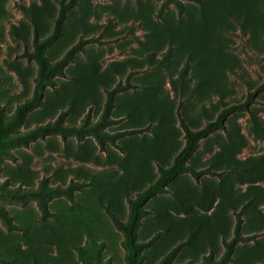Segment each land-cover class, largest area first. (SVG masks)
<instances>
[{
  "label": "rangeland",
  "instance_id": "1",
  "mask_svg": "<svg viewBox=\"0 0 264 264\" xmlns=\"http://www.w3.org/2000/svg\"><path fill=\"white\" fill-rule=\"evenodd\" d=\"M68 1L0 0V264H127L118 225L184 147L180 120L228 107L186 161L211 174L178 173L142 204L137 264H264V0H77L42 51L62 75L15 122L39 74L24 54ZM53 189L42 220L33 194Z\"/></svg>",
  "mask_w": 264,
  "mask_h": 264
},
{
  "label": "trees",
  "instance_id": "2",
  "mask_svg": "<svg viewBox=\"0 0 264 264\" xmlns=\"http://www.w3.org/2000/svg\"><path fill=\"white\" fill-rule=\"evenodd\" d=\"M77 0H69L67 3H61L60 8L58 11L57 18L55 20V25L53 28V32L48 37L44 38L41 41H38L37 38L34 39V50L32 53H25L24 56L27 59H33L39 68L38 80L35 86L32 98L26 101L22 106L17 109L15 122L19 121L27 112L32 110L35 106H37L42 98L43 89L46 86L54 87L55 83L51 79L54 74L62 75L61 72L58 70V66L55 65L53 67H49L48 64L42 57V51L54 43L57 38L61 34V27L64 23L65 16L67 12L76 5ZM195 2H199V0H193ZM179 4V13H181V8ZM84 42L80 41L77 45L72 47L68 52L73 53L77 50H81ZM63 63V62H61ZM135 86L130 82L129 76L125 80V82L117 83L112 89L106 91V102L104 105L103 117L108 116L114 106V99L118 93H122L126 90L133 89ZM252 99V95L248 96V101ZM234 107H228L220 112L217 118L213 121L207 122L202 128L192 130L187 127L183 120H180V126L184 132L185 143L182 150L176 155L172 166L166 170L160 168V176L158 180L151 186H149L145 191L138 194L137 197L133 200H129L130 210L127 221L125 224H119L123 237H124V247L126 250V260L127 264H137V254L138 250L142 247L143 244H139L135 240V230L138 225V218L141 214L144 213V210L141 208L142 204L148 201L152 196L158 193H163L164 185L176 174L182 172L190 173L195 179H198L201 174H211L210 171L205 170L200 173L195 172L191 167L186 165V161L190 157V155L196 150L198 147V143L201 140L206 139L208 136L213 134L218 130L224 129V121L225 118L233 111ZM5 130L0 131V150L4 145V141L1 139L2 134ZM41 133H49L52 131H59L64 134V131L56 128V127H44L37 130ZM146 130H131V131H124L120 132L117 136L118 137H125V136H133L142 134ZM112 144L117 148L120 149L118 146ZM103 149V148H102ZM71 186H74L71 183ZM80 187V186H75ZM65 192L61 189H53L48 190L44 193H35L38 198V207L41 212V219L45 220L49 216V211L47 208V199L52 195H60L64 194ZM68 196L72 197L71 193H67ZM8 225H10L8 223ZM238 226L235 230L236 235L232 242L227 247L226 256L230 255L232 246L234 242L240 240V236L238 234ZM13 228L19 229L17 226H12Z\"/></svg>",
  "mask_w": 264,
  "mask_h": 264
}]
</instances>
